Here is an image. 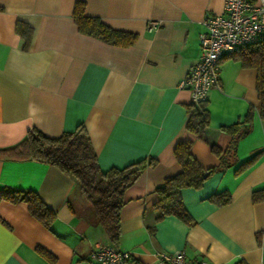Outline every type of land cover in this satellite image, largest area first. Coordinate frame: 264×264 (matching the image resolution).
<instances>
[{
    "label": "crops",
    "instance_id": "obj_1",
    "mask_svg": "<svg viewBox=\"0 0 264 264\" xmlns=\"http://www.w3.org/2000/svg\"><path fill=\"white\" fill-rule=\"evenodd\" d=\"M75 1L0 0V147L15 144L32 126L55 136L81 122L101 169L149 156L157 163L126 188L120 235L112 243L72 177L48 163L0 158V186L31 189L55 213L45 226L26 203L0 201V264H97L90 259L97 243L129 251L138 264H155L158 251L177 250L211 264H264V118L255 108L256 70L230 55L221 58L218 86L206 98V142L186 129L191 101L178 87L198 59L206 16L221 13L224 0H84L87 15L137 33L127 46L80 32ZM18 20L32 27L26 49ZM250 106L251 125L238 138L232 163L200 188L180 190L192 223L174 215L155 221L154 188L180 169L174 145L191 140L201 166H216L210 143L225 149L230 134L220 127L242 119ZM221 191L229 193L226 204L209 199Z\"/></svg>",
    "mask_w": 264,
    "mask_h": 264
},
{
    "label": "trees",
    "instance_id": "obj_2",
    "mask_svg": "<svg viewBox=\"0 0 264 264\" xmlns=\"http://www.w3.org/2000/svg\"><path fill=\"white\" fill-rule=\"evenodd\" d=\"M72 17L77 29L89 36L95 37L113 45L127 46L134 43L137 33L114 29L100 20L99 17L85 13V1L76 0L72 8ZM16 32L22 39V48L26 49L32 36V27L24 22L17 21ZM240 60L245 67L256 70L255 88L258 103L255 107L261 118H264V34L251 44L242 46L231 53H226ZM188 117L185 127L198 139L206 142L205 130L209 122V111L206 100L198 104H186ZM254 107H248L242 119L220 128L230 134V141L225 149L210 143V150L218 157V164L212 167H203L192 153V141L180 140L173 148V155L180 169L163 178L155 186L157 195L152 207L157 212L155 221L166 215H174L185 223H192V217L185 208L180 190L182 188H200L204 181L216 170L230 165L235 155L238 138L251 125ZM258 153L241 163L239 169L252 163ZM0 158L9 160H33L51 164L60 169L65 175L72 177L77 184L78 192L89 204L93 219L99 224L108 240L115 243L120 235V209L124 202V192L142 172L157 163L155 157L149 156L130 162L124 166H111L105 170L98 165L96 153L92 147L89 135L83 123H78L74 129L62 131L51 136L39 128L32 126L15 144L0 147ZM208 172L206 176L204 173ZM253 192V200L260 196ZM217 204H226L229 193L221 191L209 197ZM22 201L32 216L43 225L49 226L55 218V213L31 189H16L10 186H0V201ZM150 232L155 230L154 223L148 225ZM38 251L50 260L52 254L38 247ZM234 264H246L237 260Z\"/></svg>",
    "mask_w": 264,
    "mask_h": 264
},
{
    "label": "built area",
    "instance_id": "obj_3",
    "mask_svg": "<svg viewBox=\"0 0 264 264\" xmlns=\"http://www.w3.org/2000/svg\"><path fill=\"white\" fill-rule=\"evenodd\" d=\"M200 34L198 59L180 79L178 87L189 92L190 101H205L208 91L218 86L220 61L226 53L256 42L264 34V0H224L221 13L208 14ZM97 264H138L132 253L111 244L97 243L90 252ZM155 264H211L191 259L184 251H158Z\"/></svg>",
    "mask_w": 264,
    "mask_h": 264
},
{
    "label": "water",
    "instance_id": "obj_4",
    "mask_svg": "<svg viewBox=\"0 0 264 264\" xmlns=\"http://www.w3.org/2000/svg\"><path fill=\"white\" fill-rule=\"evenodd\" d=\"M207 174H208V172H205V173H204V176H206Z\"/></svg>",
    "mask_w": 264,
    "mask_h": 264
}]
</instances>
